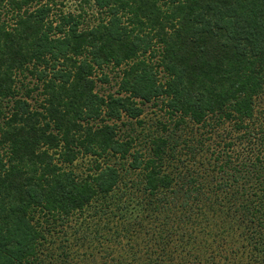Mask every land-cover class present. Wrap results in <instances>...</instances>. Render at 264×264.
Wrapping results in <instances>:
<instances>
[{"label": "trees", "instance_id": "16d2710c", "mask_svg": "<svg viewBox=\"0 0 264 264\" xmlns=\"http://www.w3.org/2000/svg\"><path fill=\"white\" fill-rule=\"evenodd\" d=\"M106 69L117 89L104 95L96 87L108 82ZM261 98L264 0H0V264H38L47 236L95 202L102 208L84 226L97 220L108 241L105 218L131 204L127 172L136 177L132 192L147 197L137 205L153 210L157 235L140 247L149 234L141 220L136 232L125 229L124 245L111 233L109 252L122 251L112 264H264ZM150 102L174 126L149 134L144 153L135 131ZM124 116L137 125L126 138ZM188 123L216 137L224 124L240 133L248 153L226 154L233 138L222 136L231 142L217 166L238 176L198 182L167 170Z\"/></svg>", "mask_w": 264, "mask_h": 264}, {"label": "rangeland", "instance_id": "374dc122", "mask_svg": "<svg viewBox=\"0 0 264 264\" xmlns=\"http://www.w3.org/2000/svg\"><path fill=\"white\" fill-rule=\"evenodd\" d=\"M105 72L108 76V82H98L96 87L99 93L104 95L108 92L112 93L117 89L114 73L109 69H106ZM156 104L157 105L150 102L142 106L143 113L141 114V116H139V119L141 121H144L143 128L137 127L136 123L133 120H130L125 116L122 118L124 123L120 124L122 128L121 133L123 138L132 136L134 134L132 130L133 126L135 125L137 127L135 134L140 136V138L137 139L134 145H136L137 148H142L144 153H146L149 149V134V137H151L152 135L161 134L168 135L174 126V124H172L173 121L168 118V114H166L164 110L160 108L161 104L159 102H156ZM257 107L260 114V128L264 127V98H261L257 102ZM128 121H131V123H128ZM162 124L168 125L169 130L164 131V129L162 128ZM252 126L255 125L253 124ZM221 128L215 129V133L218 135V137H216L214 134H212V129L210 128V126H200L192 123H188L187 125L185 124V127L182 126L180 130L177 131L179 136L177 134L175 135V138H178L179 142L176 146L174 158H169L167 160L168 163H165L166 167H168L167 170L176 172L174 173L175 175L179 173V175L190 176L191 174L198 182H207L211 176L216 177L217 181H222L223 178H226V173H232L235 175L237 174L238 176L239 174L237 173V171L233 170L232 168L226 169L225 172H220L217 166L225 159V155L227 153H230L231 156H235L238 153L244 155L248 153L247 151L249 149V146L246 142H243L241 144L239 143L242 142L238 140L240 133L231 131L229 125L224 124V126ZM222 130H224L225 133L222 132ZM222 136H226L227 138L228 136H231L233 138L231 141H233L232 143H234V146L230 149L227 148V152H225L226 154H224L223 145L226 141H231L226 137L223 138V140H220ZM249 139L251 140V144H253L252 148L253 152L255 153L260 143L256 138L251 137ZM261 146H264V142ZM218 152L222 153L218 155ZM216 154L220 156L217 162L214 161V156ZM87 161V159H85L84 163L83 161H81L78 168L84 171L87 166ZM130 161L131 158L129 157L128 160H123V163L125 166H127ZM78 170L79 169H77V171ZM130 173L131 172L124 173L123 182L127 181L128 186L126 188V192L130 193L127 200H129L131 204L128 206V209L126 211L124 210L122 211V213L116 211L115 214H108V217L105 218L107 219V227H109L110 229V233L108 234V241H103L101 239L102 237H99L98 233L96 232V229L101 228V225H97V220H91V222L88 223L89 227L87 228H85L84 226L83 220L88 217L89 213L92 212L96 207L99 209L102 208L100 206V203L95 202L96 205L94 204L93 206H91V209H87L86 212L81 214V216H77L78 219L75 217L68 223L64 224V230L57 229L60 231L55 233L53 232L52 234L47 236L45 245L38 255V264H112L113 261L111 260V257L115 259L119 258V255L120 253H122V251L119 248L120 245H116L114 248V252H109L108 246H113V242H115L114 237L111 236V233L114 234L115 232L119 231L121 233L119 235V240L121 241L122 245H124L125 243H127L128 238L125 229L131 227V231L136 232L140 220L143 223L140 229L142 230L145 228L144 231H147V233H149L143 234V238L139 239L142 242L140 244V247L146 244L144 240H151V242L154 243V239L151 238L150 233L157 235V233L155 232L156 228H154L156 226V221L150 220L149 218L154 212L153 210L145 208V205H137L140 199L146 201L147 197L145 198V194H143L142 192H132V190L134 189L132 188V185L136 186L137 182H132L133 179L136 180V177L135 175ZM129 185H131V187ZM232 185H235L234 189L237 188L239 190L241 188L240 182L234 184L232 183L227 188H225L224 191L221 192L222 195L225 193V191H231L233 189ZM249 185H252L251 182L249 183ZM255 190H258V188H254L253 186L249 187V191ZM107 201L111 202L112 200L108 199ZM103 208L106 209L105 207ZM201 227L202 224L199 225L198 228ZM209 230L211 229L209 228ZM133 232H131V237L137 239L136 237H134L135 233ZM151 247L153 248L155 246L151 245ZM63 253H67V257H64ZM144 253L145 249H141L138 252V255L143 256ZM199 253L202 254L200 251Z\"/></svg>", "mask_w": 264, "mask_h": 264}]
</instances>
